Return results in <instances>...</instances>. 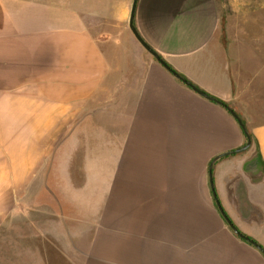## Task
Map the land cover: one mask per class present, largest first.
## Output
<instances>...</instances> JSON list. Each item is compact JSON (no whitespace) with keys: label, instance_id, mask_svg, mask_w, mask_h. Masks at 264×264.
<instances>
[{"label":"crops","instance_id":"obj_1","mask_svg":"<svg viewBox=\"0 0 264 264\" xmlns=\"http://www.w3.org/2000/svg\"><path fill=\"white\" fill-rule=\"evenodd\" d=\"M131 2L0 0L1 264H264L208 184L241 129L142 48ZM133 23L243 120L214 190L264 248V45L227 0H137Z\"/></svg>","mask_w":264,"mask_h":264},{"label":"water","instance_id":"obj_2","mask_svg":"<svg viewBox=\"0 0 264 264\" xmlns=\"http://www.w3.org/2000/svg\"><path fill=\"white\" fill-rule=\"evenodd\" d=\"M136 4H137V0H132L131 7H130V11H129L128 23H127L128 28H129L130 32L132 33V35L134 36V38L136 39V41L142 46V48L147 53H149L160 65H162L169 73H171L181 83H183L185 86H187L188 88H190L192 91H194L199 96H201V97H203V98H205L207 100H210V101L214 102L215 104L223 107L230 114V116L235 120V122L237 123V125L241 129V131L243 133V136H244V143L240 147H238L236 149H233L231 151L221 152V153L217 154L208 163V166H207L208 184H209V187H210L211 195H212V198L214 200L215 206H216L218 212L220 213L221 217L223 218V220L228 225V227L240 239L246 241L247 243H249L250 245H252L254 248H256L258 251H260V253H262V255H264V248L261 247L257 242H255L251 238H249V237L243 235L241 232H239L238 229L230 221V219L228 218V216L224 212L222 206L220 205V202H219V200H218V198L216 196L215 190H214V183H213V173H212V169H213L214 163L218 159H221L223 157H226V156H229V155H233V154L242 153V152L246 151L251 146V144H252V139H251L250 133L248 132V130H247V128H246L243 120L240 118V116L231 107H229L225 103L219 101L218 99H215L214 97L209 96L208 94H206L202 90L198 89L191 82H189L188 80H186L184 77H182L181 75H179L177 72H175L174 70H172V68L170 66H168L160 58V56L147 43L144 42V40L138 34L136 28L134 27V23H133V21H134V15H135V9H136Z\"/></svg>","mask_w":264,"mask_h":264},{"label":"rangeland","instance_id":"obj_3","mask_svg":"<svg viewBox=\"0 0 264 264\" xmlns=\"http://www.w3.org/2000/svg\"><path fill=\"white\" fill-rule=\"evenodd\" d=\"M229 7L236 10H243V15L247 16L248 23L245 24L244 28L249 34V43L254 42L253 38H258L259 43L264 45V0H227ZM262 59H259V61ZM264 79V72L260 76ZM253 146V144H251ZM60 249H58L57 263L64 264L60 262ZM26 261V257H24ZM67 263V264H79L77 262ZM1 264V259H0ZM26 264H30L27 262Z\"/></svg>","mask_w":264,"mask_h":264},{"label":"trees","instance_id":"obj_4","mask_svg":"<svg viewBox=\"0 0 264 264\" xmlns=\"http://www.w3.org/2000/svg\"><path fill=\"white\" fill-rule=\"evenodd\" d=\"M250 136H251V134H250ZM251 139H252V136H251ZM254 141H253V139H252V143H253ZM256 158L258 159V161H260V157H259V155H258V153L256 154ZM260 163L262 164V162L260 161Z\"/></svg>","mask_w":264,"mask_h":264}]
</instances>
